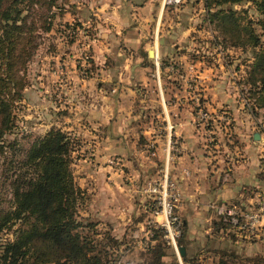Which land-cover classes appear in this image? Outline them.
Wrapping results in <instances>:
<instances>
[{"label": "crops", "instance_id": "0c3cea01", "mask_svg": "<svg viewBox=\"0 0 264 264\" xmlns=\"http://www.w3.org/2000/svg\"><path fill=\"white\" fill-rule=\"evenodd\" d=\"M90 4L82 20V62L66 94L75 127L83 129L84 141L96 143L102 160L90 173L96 175L91 185H80L90 190L91 211L122 239L120 250H140L149 232L142 230V217L161 215L146 187L168 179L179 191L188 263L253 264L264 258V217L251 228L218 211L222 204L259 209L264 131L262 118L239 113L240 104L230 105L235 111L228 131L220 130L215 117L208 123L200 117L204 108L221 110L216 96L223 58L212 39L215 30L203 20V0L179 7L164 0Z\"/></svg>", "mask_w": 264, "mask_h": 264}, {"label": "trees", "instance_id": "16d2710c", "mask_svg": "<svg viewBox=\"0 0 264 264\" xmlns=\"http://www.w3.org/2000/svg\"><path fill=\"white\" fill-rule=\"evenodd\" d=\"M242 1L203 0L206 9L203 20L213 27L214 36L220 37L217 35L221 31L218 16L229 12L247 15V7L237 10L230 6L232 11L227 9L228 4ZM253 2L264 16V0ZM56 7H59V0H0L1 151L5 149V145H1L5 144L4 134L16 125L13 110L28 84V63L38 50L41 34L51 30ZM251 34L254 40L247 45L229 43L226 39L214 43L224 45V48L251 50L253 62L249 64L251 69L244 83L249 85V90L253 86L257 93V102L252 100L250 113L256 118L263 116L259 127L264 131V113L261 111L264 110V41L259 42L255 33ZM260 67L262 75L257 74ZM83 69L85 74L89 72L88 68ZM75 139L61 129L52 128L31 145L28 158L37 174L28 177L24 184L16 179L13 205L0 209V264L117 263L119 258L113 256L119 251V245L108 243L98 247V224L80 221L79 209L86 191L74 181L70 169ZM87 227L89 231H85ZM184 229L185 224L183 232ZM4 230L12 232L13 237L2 235Z\"/></svg>", "mask_w": 264, "mask_h": 264}, {"label": "rangeland", "instance_id": "374dc122", "mask_svg": "<svg viewBox=\"0 0 264 264\" xmlns=\"http://www.w3.org/2000/svg\"><path fill=\"white\" fill-rule=\"evenodd\" d=\"M90 5V0H59V7L55 8L51 30L43 32L39 38L38 50L27 66L28 84L24 89L22 99L16 102V108L13 110L16 115V125L4 134L5 144H1L5 145V149L0 150V209L9 208L13 205L16 179H19V183L24 184L28 177L37 174L32 161L28 158V150L39 136L45 135L52 128L61 129L72 138H76L72 146L73 160L70 162V169L74 181L79 185L82 186L87 183L91 185L96 175L92 176L90 173L96 165L102 163L96 153V143L84 141L83 129L79 126L75 127L77 120L75 117L72 118L73 112L69 110V98L66 94L69 88L74 85V76L77 73L76 65H80L82 62L80 55L85 50L82 43L86 39L84 37L86 28L82 24V20L90 15ZM230 6L237 10L247 7L248 13L247 15L244 13L239 15L229 12L225 16H218L217 21H219L221 31H218L217 35L220 37L217 38L214 34L213 41L226 39L229 43L247 45L254 40L252 32L258 37L259 42L264 41V16L253 0H243L242 3L234 5L228 4L227 9L232 11ZM68 23L74 24L68 25ZM224 47L221 49L223 58H221L218 66L220 68V83L219 94L216 96L221 103V110L212 112L208 109L209 115L206 116V123L215 117L220 130L228 131L233 122L232 113L235 111L230 108V105L240 104L244 111H239V113L243 114L245 111L250 113L252 100L257 102V93L253 86L249 90V85L244 83V78L248 75V70L251 69L249 64L253 62L251 50L232 47L227 50L228 48ZM84 67L82 65L79 68L83 74L85 73ZM257 74H263L261 67L257 69ZM261 111L263 114L264 110ZM216 114L218 115L214 116ZM260 118L263 119V116ZM254 126L256 129L259 128ZM0 143L3 141L1 140ZM148 149L152 150V146L149 145ZM112 160V163L118 161V159ZM83 189L85 190L86 187ZM85 191L86 193L83 195L85 199H83L79 209L82 216L79 217L80 221L86 224L89 222L98 224L97 227L95 226L100 233L96 236L98 247L108 243L120 245L122 239L115 236L116 239L110 238L114 234L106 225L101 224V217L96 216L95 210L91 211L89 201H87L90 198V190ZM155 199L156 209V206L158 208V200ZM176 213L183 222L182 234L177 237V244L181 245L184 217L179 213L177 205ZM142 218L146 221L142 228L143 232L149 229L148 234L144 233L142 236V241L145 244L139 247L140 250L124 248L123 250L119 249L118 252L115 251L113 257L119 258L117 262L123 260L133 261L134 264H199L197 261L188 263L180 254L178 246L176 247L169 242L170 240L166 235L167 228L161 224L165 219L162 214L158 220H155V217ZM85 231H89V228L87 227ZM2 235L13 237V233L7 232V230H4ZM252 263L264 264V258L256 257Z\"/></svg>", "mask_w": 264, "mask_h": 264}, {"label": "built area", "instance_id": "2783aa9c", "mask_svg": "<svg viewBox=\"0 0 264 264\" xmlns=\"http://www.w3.org/2000/svg\"><path fill=\"white\" fill-rule=\"evenodd\" d=\"M186 0H164V5L179 7ZM208 111L204 108L201 111V119L206 120L208 116ZM152 149L155 148L154 143H150ZM146 190L154 194V199L157 198L158 208L156 206V212L162 214L165 217L164 221L161 222L162 225L166 226V235L169 238V242L173 243L176 247L177 237L182 234L183 222L179 215L176 213V205L179 197V191L173 183L166 179L163 183L160 181H155L149 183ZM159 195V196H158ZM156 200V199H155ZM160 207V208H159ZM218 211L225 217H230L233 223L239 224L241 220H244V224L248 227L255 228L258 222L264 217V196L261 199V205L259 209H245V210H235L233 207L222 204L218 207ZM116 264H134L130 261L119 260Z\"/></svg>", "mask_w": 264, "mask_h": 264}, {"label": "water", "instance_id": "95a60500", "mask_svg": "<svg viewBox=\"0 0 264 264\" xmlns=\"http://www.w3.org/2000/svg\"><path fill=\"white\" fill-rule=\"evenodd\" d=\"M151 52H152V54H154V51H153V50H152ZM260 136H261V132H260V131H255V132H254V137H255L256 139H259ZM178 248H179V252H180V254H181L182 256H184V255L186 254V248H185V246H183V245H179Z\"/></svg>", "mask_w": 264, "mask_h": 264}]
</instances>
